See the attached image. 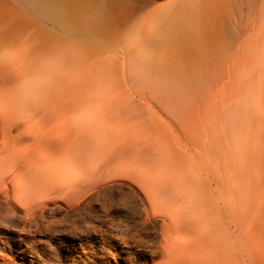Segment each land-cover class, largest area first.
Returning <instances> with one entry per match:
<instances>
[{"label":"rangeland","instance_id":"374dc122","mask_svg":"<svg viewBox=\"0 0 264 264\" xmlns=\"http://www.w3.org/2000/svg\"><path fill=\"white\" fill-rule=\"evenodd\" d=\"M46 1L0 0V107L24 115L25 98L12 88L28 80L38 55L113 57L109 73L100 64L93 68L101 78L97 97L106 86L114 94L100 96L99 108L141 101L149 112L116 121L111 133L164 138L223 130L224 243L231 264H264L258 260L264 249V0ZM49 10L62 12L60 24L52 25ZM139 161L146 170L173 165ZM128 163L98 170L85 186L96 187L85 188L79 204L53 201L41 231L23 229L20 221L1 227L0 264H157L150 253L161 238V199L144 197L154 210L148 216L130 186L126 171L134 164ZM211 178L218 173L212 170Z\"/></svg>","mask_w":264,"mask_h":264},{"label":"bare ground","instance_id":"6f19581e","mask_svg":"<svg viewBox=\"0 0 264 264\" xmlns=\"http://www.w3.org/2000/svg\"><path fill=\"white\" fill-rule=\"evenodd\" d=\"M47 1L50 5L51 0ZM57 11L52 15L48 14L52 11H46L49 18L53 17V26L62 13ZM45 54L34 57L30 63L28 80L20 78L21 86L12 88L13 94L25 98L24 115L19 117L0 107V228L15 226L20 221L23 229L41 231L46 227L45 208L53 201L70 199V203L79 204L85 197V188L92 190L93 184L85 187L86 184L95 175L98 178L100 170L130 162L134 164L126 171L133 182L130 186L143 200L144 209L148 213L154 211L146 203L154 194L161 199V238L157 250L150 253L157 264H231L224 243L223 130L216 136L185 130L164 138L133 136L136 132L132 136L125 132L112 134L116 121L143 118L149 112L141 101L114 102L99 108L100 96L114 94L106 86L97 97L93 89L99 87L97 81L101 78L92 75L93 68L100 64L109 73L113 57L86 53L73 57L62 52L41 57ZM186 125L189 128L188 122ZM139 160L154 164L172 160L173 165L164 170H146L135 165ZM212 170L218 173V180L211 178ZM113 174H108L109 178L117 181L118 176ZM124 181L129 180L124 177ZM101 185L105 186L104 181ZM81 250L87 254L85 246ZM31 253L39 257L34 248ZM259 254L258 260L262 262L264 249ZM29 262L37 264L34 260Z\"/></svg>","mask_w":264,"mask_h":264}]
</instances>
